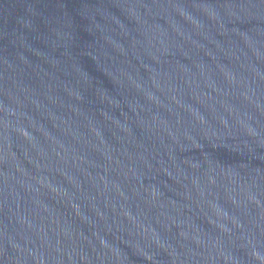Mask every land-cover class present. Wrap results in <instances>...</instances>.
Here are the masks:
<instances>
[{
	"label": "water",
	"instance_id": "water-1",
	"mask_svg": "<svg viewBox=\"0 0 264 264\" xmlns=\"http://www.w3.org/2000/svg\"><path fill=\"white\" fill-rule=\"evenodd\" d=\"M0 264H264V0H0Z\"/></svg>",
	"mask_w": 264,
	"mask_h": 264
}]
</instances>
